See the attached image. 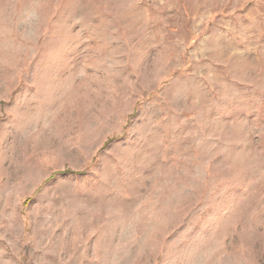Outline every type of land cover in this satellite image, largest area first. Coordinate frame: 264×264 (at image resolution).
<instances>
[{
  "label": "rangeland",
  "instance_id": "374dc122",
  "mask_svg": "<svg viewBox=\"0 0 264 264\" xmlns=\"http://www.w3.org/2000/svg\"><path fill=\"white\" fill-rule=\"evenodd\" d=\"M0 264H264V0H0Z\"/></svg>",
  "mask_w": 264,
  "mask_h": 264
}]
</instances>
